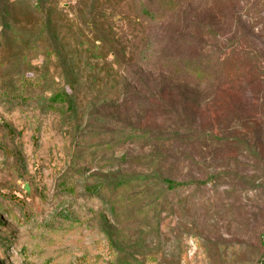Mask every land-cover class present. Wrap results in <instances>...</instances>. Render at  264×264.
I'll use <instances>...</instances> for the list:
<instances>
[{
  "label": "rangeland",
  "instance_id": "obj_1",
  "mask_svg": "<svg viewBox=\"0 0 264 264\" xmlns=\"http://www.w3.org/2000/svg\"><path fill=\"white\" fill-rule=\"evenodd\" d=\"M160 2L0 0V264H264V0Z\"/></svg>",
  "mask_w": 264,
  "mask_h": 264
},
{
  "label": "trees",
  "instance_id": "obj_2",
  "mask_svg": "<svg viewBox=\"0 0 264 264\" xmlns=\"http://www.w3.org/2000/svg\"><path fill=\"white\" fill-rule=\"evenodd\" d=\"M161 6L160 7L161 9H166V11H162V10H159L158 12H147L146 10H143L142 9V12L147 15L146 18H148L149 20H157V22L160 20V17L161 15L165 14L166 12L167 13H171L176 4H177V0H161L160 2ZM163 12V13H162ZM205 64L206 66H209L208 64H211V60L209 59H205ZM204 68H207V67H199L197 68L196 70H193V72L190 74V77L192 78H195V79H200L202 80V78H204L206 76V73L207 71H205ZM23 89L19 90V91H22ZM23 92V91H22ZM14 96V98H13ZM25 95L23 93L21 94H13V95H10L9 93H4V94H1L0 98H2L4 101L6 102H13V101H21V102H24L26 101L24 99ZM52 98V103H59L60 104V109L63 108V107H69L70 106V98L68 97V93L65 92V91H61V92H57L55 93V95ZM13 100V101H11ZM162 181L164 182L165 184V187L169 190V191H172V190H177V189H181L184 185H188L190 183H179V182H176V181H173V180H170V179H167V178H164L162 179ZM194 184H201L200 182H195L193 181ZM117 187V186H116ZM90 189H93L95 192H98L99 189H102L101 191L103 192L104 189L103 188H99V187H96V186H90L88 187V190L89 191Z\"/></svg>",
  "mask_w": 264,
  "mask_h": 264
}]
</instances>
